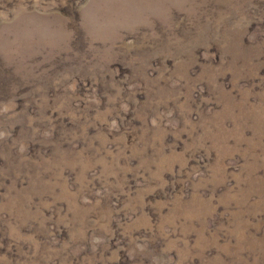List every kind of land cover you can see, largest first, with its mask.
I'll return each mask as SVG.
<instances>
[{"label": "rangeland", "instance_id": "rangeland-1", "mask_svg": "<svg viewBox=\"0 0 264 264\" xmlns=\"http://www.w3.org/2000/svg\"><path fill=\"white\" fill-rule=\"evenodd\" d=\"M0 264H264V0H0Z\"/></svg>", "mask_w": 264, "mask_h": 264}]
</instances>
